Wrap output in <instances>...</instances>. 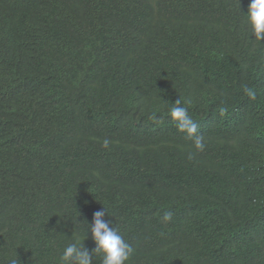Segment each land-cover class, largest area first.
Here are the masks:
<instances>
[{"label": "trees", "instance_id": "1", "mask_svg": "<svg viewBox=\"0 0 264 264\" xmlns=\"http://www.w3.org/2000/svg\"><path fill=\"white\" fill-rule=\"evenodd\" d=\"M89 2L124 16L114 48ZM248 4L0 0V46L16 41L31 57L30 84L12 97L1 76L16 63L0 52V264H60L76 240L91 250L87 223L102 208L135 250L127 264H264V109L245 93L249 81L264 92V44ZM178 99L201 123L202 152L170 118ZM231 156L249 174L246 184L224 172L241 192L214 179ZM179 161L223 202L205 205Z\"/></svg>", "mask_w": 264, "mask_h": 264}, {"label": "clouds", "instance_id": "2", "mask_svg": "<svg viewBox=\"0 0 264 264\" xmlns=\"http://www.w3.org/2000/svg\"><path fill=\"white\" fill-rule=\"evenodd\" d=\"M195 7L200 11H209L208 9L212 8L207 2L198 3ZM86 8L89 21L93 27L106 35L108 49L114 48L127 29V22L124 16L116 9H103L100 7L101 12H99L97 7L91 2L86 5ZM244 15L247 25L251 29V35L254 41L264 44V0H249L247 12ZM161 24L160 21L157 22L159 27ZM10 42L14 45L4 42V44L0 46V52L13 57L16 65L3 71L1 79L3 87L6 88V93L14 97L24 88L27 89L30 84L28 62L31 60V57L28 54L29 51L20 43L13 40H10ZM252 86L253 83L249 81L248 88ZM248 88H245V93L253 98L260 108L264 109V92L256 96L252 90ZM260 88H264V83ZM54 98L58 99L54 104L57 107L62 101L59 87L55 88L51 93L50 99ZM172 104L173 106L170 108V118L174 122L177 131L185 134L186 138L193 142V146L197 152L204 151V136L198 132V125L201 123L195 122L188 115L187 108L181 105L179 99ZM153 119H155V117H153ZM103 144L104 147H107L109 141L104 140ZM191 158L192 155L189 154V159ZM230 167L238 170L235 173L237 176L244 179L246 184L248 180L250 181L248 171L245 168L238 167L236 158H233V156L224 159L217 165L214 170V179L223 187L241 192L243 187L236 185L229 179L228 173H224L225 170ZM176 171L178 173L186 172L187 168L185 162L179 161V164L176 166ZM193 174V171L190 173L188 172L190 188L197 195L201 196V200L205 205L212 206L223 202L219 195L209 187L201 184L200 188L195 185ZM137 184L140 183L137 182ZM105 213V208L97 210L93 213L91 223H87L89 229L86 238L90 233L94 247L89 250L80 240H76V242L69 244L63 250L59 257L60 264H93V260L96 257H99L100 264H127L135 250L131 244L126 242L120 231L113 227V224L109 220L105 219ZM161 218H163L165 222L170 221L172 214L165 213V215H161ZM13 264H16V262L13 261Z\"/></svg>", "mask_w": 264, "mask_h": 264}, {"label": "bare ground", "instance_id": "3", "mask_svg": "<svg viewBox=\"0 0 264 264\" xmlns=\"http://www.w3.org/2000/svg\"><path fill=\"white\" fill-rule=\"evenodd\" d=\"M44 50H46V49H44ZM47 51V50H46ZM218 55V54H217ZM226 60H228V59H226ZM203 61V60H202ZM57 65V64H56ZM58 66V65H57ZM49 67H51V66H49ZM54 67V66H53ZM227 67V66H226ZM49 70H51V69H49ZM48 70V71H49ZM199 70V69H198ZM196 73V72H195ZM206 73V72H205ZM225 73H226V71H225ZM229 73V72H228ZM192 74H194V73H192ZM226 75H228V74H226ZM230 75V74H229ZM225 76V75H224ZM186 79V78H185ZM188 79V78H187ZM188 82H190V81H188ZM206 82V81H205ZM207 83V82H206ZM181 84V86H182V83H180ZM180 86V85H179ZM180 86V87H181ZM203 87H205V86H203ZM208 87V86H207ZM181 89V88H180ZM197 90V89H196ZM202 90V89H201ZM195 92V91H194ZM199 92L201 93V91H200V89H199ZM202 92H203V90H202ZM205 92V91H204ZM203 92V93H204ZM200 93H197L196 95H199ZM203 93H202V95H203ZM195 96V95H194ZM201 96V95H200ZM196 97H198V96H196ZM188 99V98H187ZM199 99H200V97H199ZM199 102V101H198ZM196 104V103H195ZM199 104V103H198ZM196 106V105H195ZM191 107H194V106H191Z\"/></svg>", "mask_w": 264, "mask_h": 264}]
</instances>
